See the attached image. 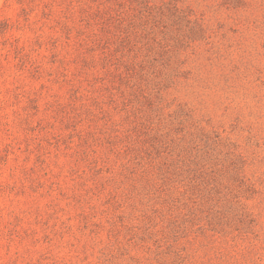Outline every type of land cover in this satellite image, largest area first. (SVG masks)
<instances>
[{
	"label": "rangeland",
	"instance_id": "1",
	"mask_svg": "<svg viewBox=\"0 0 264 264\" xmlns=\"http://www.w3.org/2000/svg\"><path fill=\"white\" fill-rule=\"evenodd\" d=\"M0 264H264V0H0Z\"/></svg>",
	"mask_w": 264,
	"mask_h": 264
}]
</instances>
